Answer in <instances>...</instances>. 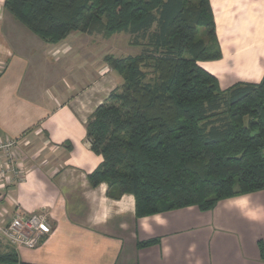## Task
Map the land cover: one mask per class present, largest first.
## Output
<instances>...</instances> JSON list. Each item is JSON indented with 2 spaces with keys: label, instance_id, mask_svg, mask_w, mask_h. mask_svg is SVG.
Masks as SVG:
<instances>
[{
  "label": "crops",
  "instance_id": "1",
  "mask_svg": "<svg viewBox=\"0 0 264 264\" xmlns=\"http://www.w3.org/2000/svg\"><path fill=\"white\" fill-rule=\"evenodd\" d=\"M210 5L222 57L199 65L222 90L260 83L264 0ZM4 6L0 0V135L19 141L23 173L5 189L0 223L16 207L45 209L53 230L34 250H17L1 237L0 244L24 264H264V190L207 212L189 207L138 218L134 196L112 199L107 184L92 187L89 175L103 159L91 150L87 124L122 78L105 61L96 67L80 60L79 37L87 34L47 43ZM149 241L156 243L140 247Z\"/></svg>",
  "mask_w": 264,
  "mask_h": 264
},
{
  "label": "trees",
  "instance_id": "2",
  "mask_svg": "<svg viewBox=\"0 0 264 264\" xmlns=\"http://www.w3.org/2000/svg\"><path fill=\"white\" fill-rule=\"evenodd\" d=\"M4 7L47 43L75 32L127 33L142 47L137 56L105 57L123 84L87 124L91 150L103 159L89 175L92 187L107 184L112 199L134 196L138 218L207 212L264 190V77L222 90L199 65L222 57L210 0H5ZM0 264L24 263L0 244Z\"/></svg>",
  "mask_w": 264,
  "mask_h": 264
},
{
  "label": "built area",
  "instance_id": "3",
  "mask_svg": "<svg viewBox=\"0 0 264 264\" xmlns=\"http://www.w3.org/2000/svg\"><path fill=\"white\" fill-rule=\"evenodd\" d=\"M19 141L0 135V201L5 189L18 183L23 173L18 156ZM53 224L45 209L27 213L16 207L12 217L0 223V236L12 247L36 249L52 232Z\"/></svg>",
  "mask_w": 264,
  "mask_h": 264
},
{
  "label": "rangeland",
  "instance_id": "4",
  "mask_svg": "<svg viewBox=\"0 0 264 264\" xmlns=\"http://www.w3.org/2000/svg\"><path fill=\"white\" fill-rule=\"evenodd\" d=\"M79 34L80 33L77 32L72 36H81ZM198 37L206 39V30L204 28H200ZM73 38L74 37H71V40ZM80 39H83L81 41L82 48L76 53H79L81 61L90 60L96 67L104 64L106 56L121 59L128 56H137L142 53V47L136 46L131 39V36L127 33H116L110 37H106L102 34L86 35L85 37H79V40ZM89 46L90 48H93V50L88 51ZM1 244L6 245L5 242H2Z\"/></svg>",
  "mask_w": 264,
  "mask_h": 264
}]
</instances>
